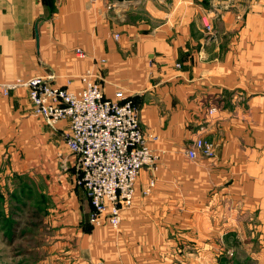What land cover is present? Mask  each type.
Listing matches in <instances>:
<instances>
[{"label":"crops","instance_id":"0c3cea01","mask_svg":"<svg viewBox=\"0 0 264 264\" xmlns=\"http://www.w3.org/2000/svg\"><path fill=\"white\" fill-rule=\"evenodd\" d=\"M87 71L139 105L159 154L116 227L90 222L69 120L36 115L14 86L78 88ZM197 137L214 156H188ZM15 171L47 176L52 197L23 264L264 261V0H0V184H25Z\"/></svg>","mask_w":264,"mask_h":264},{"label":"built area","instance_id":"2783aa9c","mask_svg":"<svg viewBox=\"0 0 264 264\" xmlns=\"http://www.w3.org/2000/svg\"><path fill=\"white\" fill-rule=\"evenodd\" d=\"M203 23L207 30L211 29L207 16ZM78 54L83 55L81 51ZM81 81L80 87L70 88L37 75L19 80L14 86L28 88L36 115L51 124L69 120L65 139L78 157L77 183L85 188L91 202L90 221L95 226L116 227L123 211L134 203L142 170L156 171L159 154L149 145L153 136L142 128L140 108L132 98L123 91L116 92L113 98L106 97L102 83L90 71L81 76ZM214 111L216 107L210 109L211 113ZM187 154L193 159L211 157L215 154L214 145L197 137Z\"/></svg>","mask_w":264,"mask_h":264},{"label":"rangeland","instance_id":"374dc122","mask_svg":"<svg viewBox=\"0 0 264 264\" xmlns=\"http://www.w3.org/2000/svg\"><path fill=\"white\" fill-rule=\"evenodd\" d=\"M75 167L78 179L80 175L78 157ZM12 175L14 181L18 182L17 178L20 180L24 179L25 184L9 185L10 188L8 185L0 184V194L2 195L0 196V206L4 205L3 210L0 207V211L2 212L0 217V264H23L22 261L25 257L22 255L26 254L28 247L35 248L36 244L34 243L36 240L41 239L45 234L43 233L45 229L43 227L42 213L52 203V197L47 195V193L51 192L49 190L50 185L45 179H42L47 178V176L42 177L35 173L29 175L28 173H19L17 171L12 173ZM77 179L76 184L79 186L80 184L77 183ZM5 205L7 206V213L5 212ZM12 220L15 223H13L14 229L15 226H18L19 230L14 232L12 239L14 243L9 245L6 241L12 240L6 238L7 234L9 235V231L7 232L3 226H11ZM91 224L95 226L92 222ZM6 232L7 234H4ZM27 238L30 239L27 241ZM11 245H13L12 248ZM38 252L36 249L33 250L30 255L32 260L36 261L41 256V253L45 255L47 250L43 249ZM252 264H264V261L258 258L257 260L254 259Z\"/></svg>","mask_w":264,"mask_h":264},{"label":"trees","instance_id":"16d2710c","mask_svg":"<svg viewBox=\"0 0 264 264\" xmlns=\"http://www.w3.org/2000/svg\"><path fill=\"white\" fill-rule=\"evenodd\" d=\"M0 196H2L1 194H0ZM4 205H2V207H1V210H3L4 209V207H3ZM1 214H2V212L0 211V217H1ZM1 221V220H0ZM13 223H14V221L12 220V225L11 226H13ZM3 228H6V231L9 233V235L7 234V232L5 233V234H7V236H8V238L9 239H13V237H14V232L15 231H12L13 229H11L10 228V226H6V225H4L3 226ZM230 259H229V257H227L226 255H223L222 257H221V260H220V264H231V262L229 261ZM237 264V263H236Z\"/></svg>","mask_w":264,"mask_h":264}]
</instances>
